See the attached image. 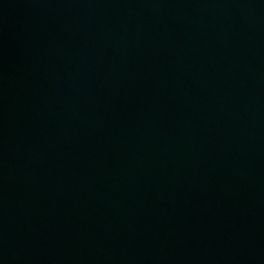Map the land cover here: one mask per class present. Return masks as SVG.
Returning a JSON list of instances; mask_svg holds the SVG:
<instances>
[{
	"label": "water",
	"instance_id": "water-1",
	"mask_svg": "<svg viewBox=\"0 0 264 264\" xmlns=\"http://www.w3.org/2000/svg\"><path fill=\"white\" fill-rule=\"evenodd\" d=\"M0 264H264V0H0Z\"/></svg>",
	"mask_w": 264,
	"mask_h": 264
}]
</instances>
